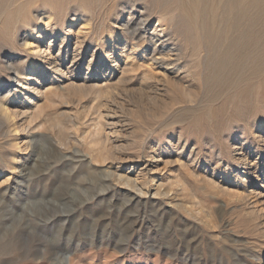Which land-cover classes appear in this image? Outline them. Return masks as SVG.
I'll use <instances>...</instances> for the list:
<instances>
[{
	"label": "rangeland",
	"instance_id": "374dc122",
	"mask_svg": "<svg viewBox=\"0 0 264 264\" xmlns=\"http://www.w3.org/2000/svg\"><path fill=\"white\" fill-rule=\"evenodd\" d=\"M166 1L151 0L150 3V0H0V9L3 7L2 11L0 10V55L4 58L16 54L33 60L28 55L35 54L38 43L47 41L51 36L53 27L50 25L46 28L44 24L51 14L49 10L55 17L60 18L64 14L61 16L64 17L63 28L57 30L52 41V49L55 52H58L61 46L63 35L70 39L72 45L80 37L90 43V49H94L99 41L93 40V36L106 33L103 38L104 48L118 46L119 57L123 60L120 59L114 67L108 85H103L108 95L107 97L104 93V99L108 100L104 102L105 100L101 99L103 106H114L113 110L118 114L116 118L119 117L117 140H121L122 147L118 150L120 154L117 152L118 156L121 155L122 159L127 158L140 167L150 161V156L158 148L163 152H171V155H164L166 160L159 162L163 173H160L155 181L157 184L152 182L146 186L149 190L160 187L161 192L174 191L179 203L187 208H177L180 215H176L169 211L171 206L166 204L167 196L156 198L157 203L163 204L140 203L129 208L128 217L122 213L120 228L115 222L98 219V216L86 207L80 210L81 212L72 213L68 220L65 213L61 214L58 209L32 206V200L39 201L43 197L59 199L64 186L76 188L82 194L83 190L89 187V179L111 176L116 161L119 162L117 154L94 150L86 141L94 128L91 119L98 104L95 92L79 93L75 87L65 92L66 89L60 87V91H56L58 94L50 97L51 101L46 97L39 100L40 113L28 123L30 132L27 134L10 131L17 117L12 116L8 120L0 118V264H114V256L118 257L115 264H173L176 262L173 253L177 248L180 249L177 251L180 253L178 264H193L194 261L196 264H261L260 255L264 252V225L238 200V194L234 190L241 191L245 186L242 180L236 177V167L239 164L232 154L235 144L243 143L255 156L259 153L260 156L264 155V44H250L247 48L250 54L247 56L242 40L238 38L242 31L241 26H231L233 21L228 18L230 16H224L228 13V1L220 7L218 13L221 15H218L214 23L211 20V4L210 8L207 4L204 7L202 2V13L206 12L203 13L205 15H200L199 27L188 22L187 15L183 13L180 5L181 0H175L176 4L172 3L173 0ZM59 10H64V13ZM23 13H26L24 17L27 19L22 17ZM35 13L43 18L37 17ZM135 13L139 16L143 14L144 19L150 20L148 34L161 20V29L167 30L166 35L168 34L163 38L164 44L172 49L168 53V60L171 61L170 73L179 80L164 79L160 68L147 61L142 47H137L135 53L131 57L128 56L133 40L121 28L122 23L130 15H136ZM29 17L37 23L36 32L27 25ZM225 18L229 19V23ZM259 25L253 32L256 35L260 34L258 31L263 28L264 21ZM24 36H32L28 46H21L20 39ZM227 40L229 44H226ZM125 41H129L127 51L121 48ZM229 45L236 48L230 50ZM253 46H261L262 49L253 50ZM100 48L97 47L98 50ZM236 55L241 58H237L234 65L229 56ZM85 58L86 61L83 67L77 70V75L85 76L88 73L89 55ZM114 62L110 61V67ZM125 63H129L128 67L124 66ZM26 67L25 72L28 74L31 64ZM111 72L109 69V74ZM161 78L164 81H161ZM222 81L251 82L242 86L241 83L239 87L238 82H235L232 91L230 87V90L222 88V91H217ZM102 83L105 82H100ZM18 87V82L11 80L4 93L8 107L11 104L13 107L15 100L19 102L26 95L27 89L16 95ZM1 113L3 107L0 109V115ZM23 136L26 137L29 159H24L27 155L22 156L20 149L23 146L19 142ZM179 152H184L181 157ZM21 157L23 161L20 160ZM185 162L186 164H183ZM128 164L126 163L125 167L122 165L123 173L128 172ZM229 169L231 170L228 171ZM213 172L216 174L215 178L228 187L227 193L208 184L205 176ZM221 177L222 179H219ZM159 181L162 182L159 184ZM95 199H88L92 209L100 204V199ZM27 203L31 207L28 208ZM194 216H197V220ZM93 230L96 235L99 230L105 235L113 232L117 238L121 237L122 251L111 241L110 244H102L99 239L91 242ZM48 234L49 237H57H54V240L64 248L60 247L55 252L44 255L41 253L44 245L42 239ZM71 242H74V245H71ZM126 242H129L128 245ZM123 248L127 249L123 251ZM65 249L70 253L65 252ZM181 253L185 254L186 260Z\"/></svg>",
	"mask_w": 264,
	"mask_h": 264
},
{
	"label": "bare ground",
	"instance_id": "6f19581e",
	"mask_svg": "<svg viewBox=\"0 0 264 264\" xmlns=\"http://www.w3.org/2000/svg\"><path fill=\"white\" fill-rule=\"evenodd\" d=\"M152 1H154V0H152ZM176 1L173 0L172 3L176 4L175 3ZM225 1L226 2L228 1L227 4H226ZM202 2H203V6L204 7H205L206 4L207 5L211 4V12H212V15H211L212 19L211 20L213 21V23L215 22L216 19H218L217 18L218 15H221L220 13H218V11L220 12V7H222V4L225 2V4L228 5L227 8L223 7L224 9L225 8L227 9L226 11H228V13H225V10L223 9L224 10L223 14L225 13L224 16H226V14H228L230 16L228 18L232 19V21H233L232 22L230 20V22H232L231 26H234L236 24H237V26H238V24L241 26L242 31H241V33H240L238 38H240L242 40L243 47H244L243 50L245 51V53L247 52V54H248L247 48L249 47L250 44H254L255 45V42H259V43L264 44V26H263L262 29H260L258 31L260 33L259 35H256V34L253 33L254 29H256L255 27L257 25H259L261 22L264 21V0H181L180 1V5H181L183 13H185L187 15L188 22L190 24H192L193 26H195V27H199L198 25L201 23V16L200 15L202 13V9L204 8L202 6ZM9 3H10V1H9ZM150 3H151V0H150ZM166 3H167V1H166ZM6 4H8V3H6ZM161 4H162V2H161ZM177 4H179V1H178ZM225 4L223 6H225ZM5 8H7L6 5H5ZM209 8H210V5H209ZM2 9H3V7L0 10L2 11ZM59 11L61 12V10H59ZM63 11L61 13H64ZM204 11H205V9H204ZM24 12H26V11H24ZM49 12L51 14H50V16L47 15V16H49L47 18L48 21L45 22L44 24L46 25L45 26L46 28H48L50 25H51V27H53V29L51 30V34H50L51 36L48 37L47 41L45 40V42L38 43L37 50H35L36 51L35 54H29L28 55V57L30 56V57L33 58L32 61L28 60L26 58L27 56L23 57V56H20V55H16V54L13 55L12 54L13 56H11V57L9 56L8 58H4V57H2L0 55V72L3 71L2 72L3 74L2 75L0 74V79H2V80H0L1 81V85H0V109L3 107V113H1L0 118L1 119L5 118V119L8 120L12 116L17 117L16 123L14 124V122H12L14 124V126L10 129V131L11 132L12 131H16V133H17V131H19V133L22 132V133L27 134L28 131L30 132V130H29L30 128H28L29 126L27 127L28 123H30L32 120H34V118L36 119V116L40 113L39 100L42 97L43 98L46 97V98L49 99V101H51L52 99H50V97L53 96V95L56 96L58 94V92L56 93V91L58 90V88L60 89V87H61V89H63V87H64V90L66 89L65 92H67V89H69L71 87H73V88L75 87V89L77 88L79 93H84V92H87V91L88 92H95V95L97 96L98 104H96V106H95L96 107L95 115L91 119L93 121V123H94L93 124L94 128L91 129L92 130L91 133L89 132L90 135L88 136L89 138L86 141L91 145V146L89 145L91 148L92 147L94 148V150L96 149L97 151L99 150L101 152H107V153H110L112 155H116L117 154L116 155V157H117L118 153H119L118 150L122 147V144L120 142L121 140L120 141L117 140L118 125H119V122H120L118 120L119 117L116 118L118 114L114 111L115 109L113 110L114 106L113 107H111L112 105L111 106H103L104 103L102 102L101 99H104L106 97V95H107L105 93L106 90H104L103 85L104 86L108 85V83L111 81V77H112V73H113L114 67L118 64L120 59L123 60V58L119 57L118 46L113 45V46H111V47H109L107 49L104 48L105 47V43H104L103 38L106 36V33L105 34L103 33L100 36H93V37H95L93 40L96 39L97 41H99V43H97V47H101L99 50L97 49V47L94 48V49H90V43H87V41L85 39H81L80 37H78V39L75 41V44L72 45L70 43L71 41H69L70 39L67 38L65 35H63L62 36V40H61L62 41L61 46H60V48L58 47L59 48L58 52H55L52 49V41H53V39L55 37V33L57 32V30H62V28H63L62 27V23H63L64 17L61 18V16H64V14L60 16L59 13H56V14H58L60 16V18H59V17H55L54 13H52V11L49 10ZM205 12H203V13H205ZM4 13H5V11H4ZM20 13H21V10H20ZM20 13L18 14L19 16H20ZM44 13H43V15H44ZM75 13H76V11H75ZM35 14H37V13H35ZM67 14H68V12H67ZM28 15H29V13H28ZM203 15H205V14H203ZM24 16H26V13H25V15L23 13L22 17H24ZM36 16L40 17L39 14H37ZM179 17H181L180 14H179ZM31 18H30V21L28 19L29 22H28L27 25H29V27L31 29L33 28V32H36L37 23H36V21H34V22L31 21ZM40 18H43V17L41 16ZM182 18H180V20H182ZM228 18H225L227 20V23H229L228 22L229 21ZM25 19H27V17ZM184 19L185 18H183V20ZM223 20H224V18H223ZM149 21H150L149 19H147V18L144 19L143 18V14H141L140 16L138 14H136V15H130L122 23V28L121 29H123L125 34L131 36V39L133 40L132 46H131V51L128 54V56L131 57L133 55V53H135L134 51H136L137 47H142V50L144 49L143 52L145 53V58L148 59L147 61H151L154 65H156V67L160 68V70H161V72H162V74L164 76V79L165 78H170V79L179 80L176 76H172L171 73H170L171 61L168 60L169 59V54L168 53L170 51H172V49L168 48L167 46H165V44H164L165 40L163 39L164 36L166 35L167 30L164 31V30L161 29V20H160L158 25L153 29V31L148 34L147 30H148ZM204 21H206V20L204 19ZM43 22H44V20H43ZM70 23H72V22H70ZM85 23H87V22L85 21ZM88 24H89V22H88ZM178 24H179V22H178ZM184 25H186V23H184ZM220 25H222V24H220ZM187 27H189V25ZM13 29H15V28L13 27ZM218 29H220V27ZM231 29H232V27H231ZM12 31L14 32V30H12ZM33 32H32V34H33ZM211 32H213V31H211ZM66 33H68V32H66ZM218 34H219V32H218ZM30 37H32V36H24V37H22V39H20L21 46L22 45L28 46V44L31 43L29 41ZM223 37L221 36V38H223ZM228 37L230 39V36H228ZM49 38H51V39H49ZM228 40L226 41V44H229ZM230 40H232V39H230ZM238 40H237V42H239ZM128 42L127 41L123 42L121 48L122 49L123 48L126 49L128 47V44H127ZM233 42H230V44L233 43ZM259 43H258V45H261ZM236 46H237V44H236ZM261 46H259L258 48H257V46H253L254 48L253 47H251V48L253 50H256L255 48H257V49L261 48L262 49ZM13 47H15V46H13ZM16 47H17V45H16ZM23 48H24V46H23ZM235 48L236 47H234L233 45H229L228 49H230V50L233 49L234 50ZM13 49L16 50V48H13ZM17 49H19V48H17ZM240 49H241V47H240ZM127 50L128 49H126V51ZM262 51H264V49ZM228 52L231 53L230 51H228ZM259 52H260V50H259ZM254 53H255V51H254ZM87 54L89 55V58L87 59V62H88L87 63V71H88V73H86L87 75H85V76L77 75L76 72H77V70L79 68L83 67L84 62L86 61L85 56ZM249 54H250V52H249ZM249 54L247 56H249ZM243 55L244 54H242V58H243ZM229 57L232 59L231 62L234 65H235V63H237L236 59L239 58V57L241 58V56H238V55L232 56V57L229 56ZM254 57L256 58V56H254ZM24 58H26V59H24ZM244 59H245V56H244ZM111 60H113L115 62L110 67V61ZM262 61H264V60H262ZM261 63H263V62H261ZM28 64H31V67L29 69V73L27 74V72H25V69L27 70L26 66ZM128 65H129V63H125L124 64L125 67H128ZM109 69H111V71H112L111 74H109ZM228 75H229V73H228ZM158 79H159V77H158ZM161 79H162L161 81H164L163 78H161ZM11 80L18 82V86L19 87L16 88V90H17L16 95H18V93L20 94L23 89H27V91H26L25 97H23V99L21 101L17 102L18 100H15V104H13V107H11L12 104H11L10 107H8L5 104V97H4L5 94L4 93L8 89ZM100 82H105V83L100 84ZM235 82H238L237 86L242 83L241 84V86H242L243 84H248L251 81H222L220 89H216V90L217 91H222L221 90L222 88L224 90V89H227V88L229 89V87H230V89L232 91V89H234V88H232V85L235 84ZM235 89H236V87H235ZM58 91H60V90H58ZM68 92H69V90H68ZM60 93H62V92H60ZM70 93L71 92H69L68 95H70ZM64 94H66V93H64ZM224 94L225 93H223V95ZM104 95H105V97H104ZM151 95H152V93H151ZM59 96L61 97V94ZM107 97H108V95H107ZM106 100H108V98H106ZM106 100L104 102H106ZM105 104L107 105V103H105ZM116 119H117V121H116ZM8 126H10V125H8ZM3 134H4V132H3ZM262 137L264 138V135ZM25 138H26L25 136H23L21 139L19 138L20 139L19 143L23 146L22 148H20L22 150V156H26L28 154V151H27L28 150V145H27V142H26ZM87 142H85V143H87ZM18 147H19V144H18ZM30 150H32V149H30ZM233 151H234L235 155L234 154H232V155L236 159L235 161H237V164H239L236 167V169L238 171L236 177H237L238 180H242V184L245 186V188L243 190H241V191H239L235 187L237 190H234V191H236V193L238 194V200H240L242 202V204L245 205L248 208V212H250L257 220H259V222L261 224L264 225V155L261 154V156H260V153H259L258 156H255L254 154H252V152H250L247 149V147L245 145H243V143H242V145L235 144V146L233 148ZM183 153L179 152V156L181 157ZM123 154H125V153H123ZM165 154L166 155H171V152H163L159 148L154 150L153 154L152 155L150 154L151 155L150 156L151 157L150 161L148 160V163L146 162L144 165H142L140 167L138 166L137 163L132 162V161L128 160L127 158L123 157L124 159H122V156L120 155V157L118 156V158H117V160L119 162H117L115 160L116 161V163H115L116 166L113 168V174L111 176L105 175V176H100L98 178L95 177L94 179H89V183H88L89 187L87 189L85 188L86 190H83L82 194H80V192L76 188H73L71 186H64V191L62 192V195L59 197V199L52 200L50 198L49 199L48 198L45 199L43 197L39 201H33L32 200V202H30V204L32 206H34V207H40V208H43V209H50V210H52V209L57 210L58 209L57 211H59L61 214L65 213L64 215H66V218L68 220L73 214H76L75 213L76 211H80V210H82V209H84L86 207V209H89L90 211H92L94 215L96 214L98 216V219L102 218L103 220H109L111 222H115V223H117L118 227L122 228V213L125 214L126 217H128V213H129V208L130 207H132L134 205H138L140 203L149 204L150 202H151V204H160V205H162L163 202L162 203H160V202L157 203L155 199L156 198L157 199L158 198L161 199L162 197H166L167 196L168 197V202H166V204H168V206L169 205L171 206V208L169 207L170 208L169 211L173 212V214L178 215L179 213L177 212V208H180V207L186 208V207L183 204L179 203L178 197L175 195L174 191L173 192H169L168 191V193H167V191L166 192L164 191L165 192L164 193V192H161L162 189H160V187H157L156 189L154 188L155 190H151V189L149 190L147 188V186H146L148 183H152V182L155 183V181L158 180L160 173H163V172H161L162 168L161 167L159 168V165H160L159 162H161L162 160H166V159H164L165 158L164 157ZM83 155L84 154H82V157H83ZM85 156L87 157L86 154H85ZM105 156H104V159H106ZM82 157H81V159H83ZM22 158L23 157H21V159L20 158H18V159L23 161ZM192 158H195V157H192ZM24 159H29L28 155H27V157H24ZM91 159L94 160V158L92 156H91ZM113 159H112V162H114ZM130 159H131V157H130ZM188 161H186V162H188ZM104 162L107 163V161H105V160H104ZM186 162L183 163V164H186ZM126 163L130 164V165L128 164V167H127L128 172L126 171V173H123L122 169H124L123 166L125 167ZM191 163H193V162H191ZM187 164H189V163H187ZM163 169H165V168H163ZM230 170L231 169H229L228 171H230ZM165 171H167V170H165ZM203 171H205V170H203ZM226 174H228V173H226ZM205 175H207V174H205ZM215 176H216V174L213 172V174L205 176V178L208 181V184L213 186V188L218 189V190H224L223 192H225L228 189V187L224 186V183H222L219 180H217L216 179L217 177L215 178ZM228 176L229 175H227V177ZM219 179H222V177L219 178ZM227 181H228V179H227ZM86 182H87V180H86ZM161 182L159 181V184ZM156 184L157 183H155V185ZM247 185H249V187H246ZM161 188H162V186H161ZM238 188H239V186H238ZM91 189H92V191H91ZM122 189H124V191ZM42 192H40V193H42ZM122 192H123V194H122ZM226 193H227V191H226ZM123 196H124V198L122 199ZM38 197H41V196H38ZM89 198H92L94 200H96L95 198L100 199L99 200L100 204H98L99 206H97L98 208L96 207V208L92 209L91 207H89V203H90V201L88 200ZM96 202H94L95 205H97ZM28 204L29 203H27V206H28ZM31 205H29L28 208L31 207ZM19 207H21V206H19ZM100 207H101V209H100ZM156 207H157V205H156ZM169 208L167 207V209H169ZM32 210H33V208H32ZM85 211H87V210H85ZM187 211L189 212V210H187ZM54 213H56V212H54ZM89 214H90V212H89ZM210 216H211V214H210ZM195 217H197V216H194V218ZM88 218H90V217H88ZM60 219H62V217ZM84 220H85V217H84ZM64 221H62V222L65 223ZM139 221H136V222H139ZM187 223H188V221H187ZM183 225L186 226V224H184V223H183ZM89 231H91V230H89ZM100 233L101 232H99V230H98V234L96 235V232L93 230V234L91 233L92 235L90 236V241L94 242L95 240L99 239V242L102 243V244L107 243V242L110 244V241H111V243L113 242L112 244L115 243V245H117L118 248L120 247L121 251H122V247L123 246H122L121 237L117 238L116 234L113 233V232H111V234H108V235H105L103 232L101 234ZM49 234H48V236L46 238L42 239V240H44L43 241L44 245L42 244L43 245V247H42L43 249L41 250L42 251L41 253H43L44 255L46 253L55 252V250H58L60 247H63L62 245L60 246V244L54 240L55 236H53V237L50 236L49 237ZM88 235L89 234H87V236ZM55 238H57V237H55ZM84 238H86V237H84ZM73 243L71 242V245H74ZM76 243H78V242L76 241ZM128 243L129 242H126V245H128ZM77 245H79V244H77ZM39 247H41V246H39ZM124 249L126 250L127 248H123V251H125ZM65 250H63V251H65ZM179 250L180 249L177 248L174 251V253H173V257H176L175 258L176 262H174L173 264H178V256H179L178 254H180V253L177 252V251H179ZM68 251L66 250L65 252H68ZM68 253H70V252H68ZM182 255L184 256V259L186 260L187 258L185 256V254H182ZM260 256H261L260 257L261 258V260H260L261 264H264V252ZM125 259H126V257H125ZM59 260H60V258H59ZM117 261H118V257L114 256L112 262H114V264H115V262H117ZM131 263H133V262H131ZM196 263H197L196 261L193 262V264H196Z\"/></svg>",
	"mask_w": 264,
	"mask_h": 264
}]
</instances>
